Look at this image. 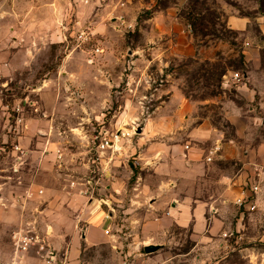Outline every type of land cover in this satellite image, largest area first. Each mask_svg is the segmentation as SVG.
Returning <instances> with one entry per match:
<instances>
[{
	"label": "rangeland",
	"instance_id": "obj_1",
	"mask_svg": "<svg viewBox=\"0 0 264 264\" xmlns=\"http://www.w3.org/2000/svg\"><path fill=\"white\" fill-rule=\"evenodd\" d=\"M233 13L251 18L247 31L230 28ZM192 20L205 27L206 34L198 26L193 31ZM176 23L190 30L195 54L181 55L168 43L171 39L175 43ZM161 24L164 33L157 30ZM27 50L36 55L31 65L3 72L9 61L22 65V58L15 55ZM249 50L251 59L246 56ZM0 66V264H46L43 255L49 248L40 252L33 247L15 255L13 236L32 223L50 249L60 242L48 224L63 222L66 213L67 202L55 179L63 172L73 173L74 181L82 183L77 206L84 196L101 199L110 193L116 202L103 203L114 215L106 243L85 244L86 222L76 218L82 242L77 264H264V0H0ZM223 71L252 74V80L231 79L226 85ZM46 80L49 87L41 90ZM89 84L95 93L87 91ZM243 84L249 88L244 93L236 88ZM103 90L109 91L108 104L99 105L89 97L100 96ZM173 90L196 104L192 126L207 119L223 134V143L233 140L239 149L233 159L216 156L211 177L234 175L240 191L250 187L254 165L259 167L257 208H239L236 193L223 202L229 210L224 234L199 239L191 227L173 225L160 233L141 229L143 221L162 210L151 211L158 185L151 171L141 169L146 166L142 162L149 163L138 160L134 141ZM91 112L96 115L87 118ZM33 118L49 119L46 137L55 134L52 139L59 143L55 160H48L52 169L42 174L25 163L27 155L19 143ZM189 118L191 111L182 116L184 122ZM118 132L127 134L118 143L120 149L102 152L101 137ZM40 135L33 139L45 137ZM199 146L208 149L212 142ZM105 160L112 162L117 179L111 178ZM138 175L146 179V194L138 190L145 186L138 185ZM29 177L37 184L32 186ZM215 182L204 181L196 188L217 194ZM111 183L117 186L109 191ZM48 185L59 193L52 201L45 194ZM28 192L33 196L27 197ZM47 205L57 212L56 219L51 212L44 213ZM150 244L160 248L148 254L144 247Z\"/></svg>",
	"mask_w": 264,
	"mask_h": 264
},
{
	"label": "crops",
	"instance_id": "obj_2",
	"mask_svg": "<svg viewBox=\"0 0 264 264\" xmlns=\"http://www.w3.org/2000/svg\"><path fill=\"white\" fill-rule=\"evenodd\" d=\"M157 19L161 18L158 17ZM228 23L231 29L245 32L251 24V18L233 13L230 15ZM161 27L157 30H160V32L163 30L162 33H164L166 31L164 24H161ZM174 28L177 37H175L176 35L173 36L176 38L175 43L172 42V39L168 42L170 46H174V50H177L181 55L195 54L196 48L194 47V39L190 35V30H187L183 24L179 23H176ZM167 33L170 35L171 30H168ZM169 37L171 38V35ZM169 37L166 39H169ZM250 53L251 51L249 50L246 55L247 58L250 56ZM15 56L22 58V65L9 61L5 66L6 69L4 68L5 71L2 70L3 72L8 74L14 73L20 67H28L36 59L33 50H27L24 54H16ZM231 77L230 73H226L224 76V83L226 85L231 81ZM244 79L251 81L252 74L245 75ZM46 83L47 80L40 88L41 90L49 87V84L47 85ZM245 83L247 84V82ZM236 88L244 93L247 87L243 84L236 86ZM93 90L89 84L87 91L95 93ZM89 97L95 98L96 101L94 102L99 105L108 104L110 101L109 91L105 90H103L100 96L94 95ZM167 109L172 112H162ZM188 111H191L192 118L184 122L182 116L186 112L188 113ZM193 111H196V104L189 101L181 92L176 90L170 91L167 101H164L147 118L142 128V133L134 141V151L138 160L142 161L146 159L147 163H149L145 164V162H142L141 164L146 166H143L141 169L151 171L158 185L157 193L159 196H157L156 202L152 205L151 211H154L153 213L156 214L159 210H162V212H158L153 218L143 221L141 224L143 232H168L173 225H177L183 228L191 227L194 235L199 239H205L207 236L210 238L221 232L224 234L226 231L223 230V225L226 223V218H229V210L228 206L224 205L223 202L230 201L235 193L239 195L243 193L244 189L237 191V180L234 175L222 174L217 178L211 177L210 173L214 169L213 164L206 161L207 152L216 144H221L222 147L221 154L217 156V159H233L238 155L239 149L236 148L233 140L223 143V134L215 131L207 119L192 126V121L196 119V117H193ZM95 115L91 112L87 118H93ZM48 120L29 119L24 134L19 137L20 147L24 149L25 155H27L25 163L29 164V166L31 165V169H36L40 174L44 173L46 169H52V163H49L48 160H55L56 150L59 148L58 141L56 142L52 139L53 136L56 137L55 134L46 137L49 130H45V128L50 125ZM36 132H41L42 135L40 136L45 137H39L38 140L33 139L36 137ZM40 139H43V142ZM184 140L189 141L184 143ZM208 141L212 142V146L208 149L199 146L200 143ZM190 143L195 144V146ZM10 155L14 156L15 151L10 152ZM30 157L33 159L32 161H28ZM157 157H160V160L154 161ZM93 163L95 164V162ZM104 163L109 165L111 169V178L117 179V177L112 176L114 170L113 166H111L112 162L107 163V160H105ZM114 163L117 165L116 162H113L112 165ZM63 173L59 174L60 176L55 177V179L56 182H60V189L58 191L61 190V195L64 196L63 202H67V206H64L66 213L62 217L61 221L63 222L59 223L56 220H52L48 224V228L59 234L60 242L53 244V250L57 255L56 263L77 264L82 242L79 239V224H77L76 218L86 222L84 230H82V238L85 244L96 246L106 243L110 236L106 234L105 230L109 227L108 225L114 215L111 212L112 208H106L107 205L103 206V203L111 202V204H116V202L114 203L110 199L113 193H110V197L106 194L101 199L88 196L83 197L82 195L83 198L81 199L83 200L79 199L82 204L77 206L74 203L75 199H78L79 195L84 192V189L81 187L82 183L74 181L73 173ZM30 178L27 179L33 181L32 186L37 184V181ZM22 179H26L25 175L22 176ZM212 179L216 181L215 183L219 187L217 194L207 193L201 187L199 189L196 188V185H202L204 181L208 183ZM145 181L144 176L138 175V185L145 184L143 188L138 187V190L143 194L148 192ZM89 182L91 183V181ZM116 186L117 183H111L107 188L109 191H112ZM168 186H171V188L168 189ZM56 192L53 187L48 185L47 193L45 194L48 197L51 196V198H47L52 201L59 194ZM162 194H164V197L160 196ZM50 206L47 205L44 213L48 214L51 212L56 219L57 214L55 213L57 212L53 213L49 210ZM67 235H70V237L65 239Z\"/></svg>",
	"mask_w": 264,
	"mask_h": 264
},
{
	"label": "built area",
	"instance_id": "obj_3",
	"mask_svg": "<svg viewBox=\"0 0 264 264\" xmlns=\"http://www.w3.org/2000/svg\"><path fill=\"white\" fill-rule=\"evenodd\" d=\"M81 38L84 36L83 33H81ZM100 50L97 49L96 52H99ZM232 81L235 83H241L244 81V75L240 72H233ZM16 111H19V107ZM127 134L124 132H118L114 137H108L106 135L102 136L99 142V149L103 150L102 152H105L107 149H112L114 151L119 150L120 146L118 143L121 141V138H124ZM188 147V146H187ZM17 150H20L19 147H17ZM221 144H216L207 154L206 161L212 162L214 158L221 154ZM22 157L19 156L18 160L21 162ZM254 176L250 177V187L243 190V193L239 195L236 200L235 204L244 210L253 211L257 208L256 204V196L260 192V185L255 180L256 177H260V171L259 167L254 165ZM14 171H17L16 168H13ZM72 185H74L72 183ZM41 194H43V190L40 191ZM28 196H33L32 192L27 193ZM106 234L109 235L110 229L109 227L105 230ZM49 231L47 230L45 232V237H49ZM14 245L16 247L15 249V255H18L19 252L28 251L29 249L33 247H39L40 252L45 250L46 248H49L48 251L43 255L44 260L46 264H55L56 263V252L53 249H50L49 244H45L44 239L42 235L40 234L37 226L32 225V223H28L27 227L22 228L20 231H17L14 233Z\"/></svg>",
	"mask_w": 264,
	"mask_h": 264
},
{
	"label": "trees",
	"instance_id": "obj_4",
	"mask_svg": "<svg viewBox=\"0 0 264 264\" xmlns=\"http://www.w3.org/2000/svg\"><path fill=\"white\" fill-rule=\"evenodd\" d=\"M195 20V19H194ZM192 22V23H191ZM189 24H190V26H192V28H193V31H196V29H197V26H198V24H197V22H195V21H191ZM200 25H201V23H200ZM199 27V26H198ZM200 28V27H199ZM201 29V32L203 33V34H206V31H205V27H202V28H200ZM243 61V55H241V59H240V62H242ZM226 74V72L225 71H223L222 72V76L223 75H225ZM221 81H222V78H221V80H220V84H221ZM220 84H219V86H220Z\"/></svg>",
	"mask_w": 264,
	"mask_h": 264
},
{
	"label": "water",
	"instance_id": "obj_5",
	"mask_svg": "<svg viewBox=\"0 0 264 264\" xmlns=\"http://www.w3.org/2000/svg\"><path fill=\"white\" fill-rule=\"evenodd\" d=\"M141 130L142 129H139L138 132H141ZM159 248H160V245H154V244L146 245L144 247L145 252L148 254L157 251Z\"/></svg>",
	"mask_w": 264,
	"mask_h": 264
}]
</instances>
